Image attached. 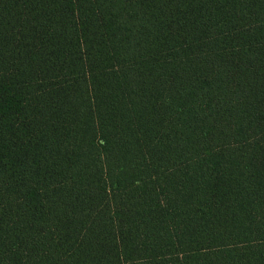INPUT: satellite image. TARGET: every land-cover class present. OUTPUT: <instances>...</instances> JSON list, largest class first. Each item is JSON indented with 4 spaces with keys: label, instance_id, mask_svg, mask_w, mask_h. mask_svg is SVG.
Segmentation results:
<instances>
[{
    "label": "trees",
    "instance_id": "16d2710c",
    "mask_svg": "<svg viewBox=\"0 0 264 264\" xmlns=\"http://www.w3.org/2000/svg\"><path fill=\"white\" fill-rule=\"evenodd\" d=\"M0 264H264V0H0Z\"/></svg>",
    "mask_w": 264,
    "mask_h": 264
}]
</instances>
